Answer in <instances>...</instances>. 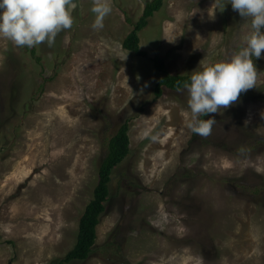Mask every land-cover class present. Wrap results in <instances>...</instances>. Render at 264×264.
Masks as SVG:
<instances>
[{
	"label": "rangeland",
	"instance_id": "rangeland-1",
	"mask_svg": "<svg viewBox=\"0 0 264 264\" xmlns=\"http://www.w3.org/2000/svg\"><path fill=\"white\" fill-rule=\"evenodd\" d=\"M145 1L111 0L94 30V0H74L72 27L36 46L40 77L24 47L0 36L4 88L19 71L27 102L54 77L0 132V264H52L73 248L107 139L127 119L130 154L94 250L70 264H264V51L255 88L204 118L217 122L207 137L187 126L185 88L153 98L164 74L229 61L250 18L214 0H163L140 34L141 50L165 59L162 73L122 47Z\"/></svg>",
	"mask_w": 264,
	"mask_h": 264
},
{
	"label": "clouds",
	"instance_id": "clouds-1",
	"mask_svg": "<svg viewBox=\"0 0 264 264\" xmlns=\"http://www.w3.org/2000/svg\"><path fill=\"white\" fill-rule=\"evenodd\" d=\"M213 4L220 12L230 4L241 17L250 18L251 31L229 61L193 71L183 85L190 96L187 126L203 137L211 134L217 122L201 117L227 109L242 93L255 88L258 72L254 60L264 51V0H214ZM75 7L74 0H0V36L17 47L31 49L44 42L51 47L61 31L72 27L71 10ZM91 11L95 15L93 29H103L104 19L112 11L111 0H94Z\"/></svg>",
	"mask_w": 264,
	"mask_h": 264
},
{
	"label": "trees",
	"instance_id": "trees-1",
	"mask_svg": "<svg viewBox=\"0 0 264 264\" xmlns=\"http://www.w3.org/2000/svg\"><path fill=\"white\" fill-rule=\"evenodd\" d=\"M163 5V0L145 1L144 8L138 20L132 24V30L124 38L122 47L134 54L137 57L148 58L152 61L154 68L164 73L165 59L159 56L150 58L148 54L140 48V34L148 26L150 19L158 12ZM24 50L35 64L42 68L39 72V77L43 76L44 68L41 63V58L36 47L31 49L24 47ZM256 63V62H255ZM254 63L255 67L256 64ZM23 68V66L21 65ZM14 77L6 87L0 84L2 91L0 93V132L7 124L12 123L20 108H28L30 101H34L40 95L45 83L52 81L54 77H49L38 85L37 89L28 101L24 102V93L21 84L22 76L19 71H14ZM44 80V79H43ZM190 81L188 75H169L164 74L154 85L153 98L154 100L163 95L164 89L178 91L183 89V85ZM23 102V103H22ZM23 104V106H22ZM206 117V116H205ZM205 117H201L204 119ZM130 120L123 121L117 130L107 139L106 153L103 157L99 171L98 181L93 191L92 199L86 205L78 224L76 242L73 248L64 256V258L56 260L52 264H70L73 262H82L89 258L92 254L97 240V226L100 223L102 215L106 211V205L110 200V184L115 169L129 156L130 154ZM107 245H112L108 243Z\"/></svg>",
	"mask_w": 264,
	"mask_h": 264
}]
</instances>
